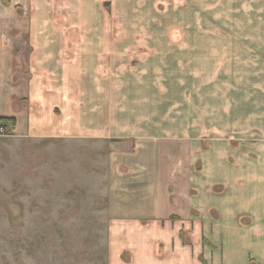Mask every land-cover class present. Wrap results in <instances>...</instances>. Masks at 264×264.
I'll return each instance as SVG.
<instances>
[{
  "label": "crops",
  "instance_id": "obj_1",
  "mask_svg": "<svg viewBox=\"0 0 264 264\" xmlns=\"http://www.w3.org/2000/svg\"><path fill=\"white\" fill-rule=\"evenodd\" d=\"M8 1L13 10L0 9V119L15 122L12 136L138 142L121 136L130 110L114 95L131 81L136 89L140 67L130 64L144 43L81 38L87 25L71 16L88 13L91 0H63L59 10L56 0ZM15 6L30 9L31 20L18 19ZM184 9H197L199 35L189 38L191 26L169 45L167 173L153 159L160 184L119 190L163 192L167 176L169 198L129 195V203L109 201L106 216L155 232L168 222L167 246L145 238L128 249L130 264H264V0H185ZM58 15L70 18H46ZM138 145L129 160L144 174L152 146Z\"/></svg>",
  "mask_w": 264,
  "mask_h": 264
},
{
  "label": "rangeland",
  "instance_id": "obj_2",
  "mask_svg": "<svg viewBox=\"0 0 264 264\" xmlns=\"http://www.w3.org/2000/svg\"><path fill=\"white\" fill-rule=\"evenodd\" d=\"M68 2L56 0L54 6L63 9ZM84 5L88 13L71 16L74 23L87 25L81 38L144 43L137 48V62L131 60L130 64L131 68L140 67L136 89L131 81L124 94L114 95L119 108L130 110L124 123L131 127L124 126L128 134L121 136L140 139L49 140L15 138L11 132L1 136L0 264H130L128 249L145 244V238L149 247L167 246L162 240L164 234V238L168 236L164 232L169 230L167 221L161 223L163 231L158 233L150 223L115 222L106 216V208L109 201L129 203V195L134 200L169 198L167 176L163 192L119 190L127 185L145 189L160 184L156 173L161 171L153 166V159L157 163L159 158L167 173L169 74L174 71L169 45L186 39L191 26L189 38L198 39L200 17L197 9L191 16L186 14L185 0H91ZM2 8L12 9V5L0 0ZM15 8L18 19L31 20L30 9ZM46 18L64 24L70 17ZM152 136L157 137L155 141ZM137 143L141 152L152 146L145 150L144 174L141 168H131L129 160Z\"/></svg>",
  "mask_w": 264,
  "mask_h": 264
},
{
  "label": "trees",
  "instance_id": "obj_3",
  "mask_svg": "<svg viewBox=\"0 0 264 264\" xmlns=\"http://www.w3.org/2000/svg\"><path fill=\"white\" fill-rule=\"evenodd\" d=\"M6 5L10 6L8 2H6ZM0 124L4 125L8 132L13 131L15 122L12 119H0Z\"/></svg>",
  "mask_w": 264,
  "mask_h": 264
},
{
  "label": "built area",
  "instance_id": "obj_4",
  "mask_svg": "<svg viewBox=\"0 0 264 264\" xmlns=\"http://www.w3.org/2000/svg\"><path fill=\"white\" fill-rule=\"evenodd\" d=\"M9 132H8V129L4 126V125H2V124H0V137L1 136H5V135H7Z\"/></svg>",
  "mask_w": 264,
  "mask_h": 264
}]
</instances>
